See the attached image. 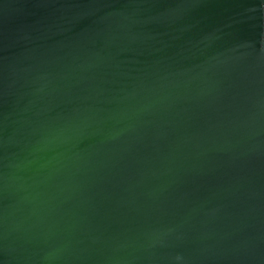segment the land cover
I'll return each mask as SVG.
<instances>
[{
  "label": "water",
  "instance_id": "obj_1",
  "mask_svg": "<svg viewBox=\"0 0 264 264\" xmlns=\"http://www.w3.org/2000/svg\"><path fill=\"white\" fill-rule=\"evenodd\" d=\"M0 264H264V0H0Z\"/></svg>",
  "mask_w": 264,
  "mask_h": 264
}]
</instances>
